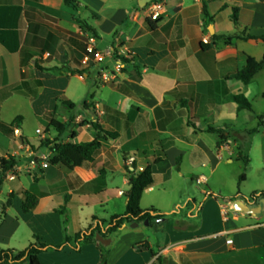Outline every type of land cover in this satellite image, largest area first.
<instances>
[{"label":"crops","instance_id":"1","mask_svg":"<svg viewBox=\"0 0 264 264\" xmlns=\"http://www.w3.org/2000/svg\"><path fill=\"white\" fill-rule=\"evenodd\" d=\"M75 1L76 9L64 0H0V157L10 154L19 160L0 190L2 248L24 250L36 241L35 233L47 244L62 245L67 237L93 225L94 218L107 220L123 214L131 157L137 168L153 164L154 185L144 191L142 209H148L142 204L145 194L155 189L166 192L175 181L174 174L164 168L166 163L178 170L184 162L206 167L212 149L233 154L232 144L244 142L247 148L261 151L264 172V109L257 111L253 105V99L264 100V69L248 85L227 78L245 66L247 56L260 60L264 41L236 38L229 45H213L212 38L237 32L230 18L234 7L239 8L241 29L264 35V0H162L156 30L146 23V8L152 0L145 7L140 6L141 0ZM204 1L212 23L205 20ZM75 15L96 33L83 31ZM90 37L95 38L99 52L111 49L113 55L99 61L91 54L89 63L82 64ZM97 43L103 44L102 50ZM119 63L121 71L117 70ZM103 75H113V79L105 82ZM89 83L92 91L87 88ZM16 84L7 97V88ZM47 93H59L74 104L73 108L64 104L69 111L62 120L52 115ZM240 93L251 102V110L240 109L231 99ZM35 95L42 100V108L34 107ZM15 97L29 100L35 115L49 114L46 126L35 129L36 134L41 129L45 137L38 134L34 146L25 134L23 116L4 117L8 103L23 104L13 102ZM78 99L84 111L73 113ZM52 119L70 123L58 141L62 143L71 141L73 133V142L91 141L97 134L95 126L101 127L102 145L91 163L73 169L50 162L42 167L43 157L52 156L53 145L43 142L57 137L49 126ZM209 127L224 131L220 144L218 134L208 131ZM178 177L184 180V171ZM200 177L207 184V177ZM25 190L39 193L30 225L13 207L4 210L9 194L21 196ZM183 194L175 205L150 207L166 213L164 220L149 225L137 222V226L126 223L108 237L111 243L102 244L108 250L107 264H158V257L163 264H264V210L259 204L249 205L242 197L229 199L235 213L213 233L221 235L222 244L216 240L211 245L192 230L194 216L203 205L199 210L197 200ZM189 200L195 204H188ZM176 205L177 209H170ZM241 217L254 222L237 225ZM201 218L202 229L214 223L205 209ZM139 243L148 248H137ZM74 246L72 239L64 247H48L39 255L40 263L101 264L98 243L84 244L79 250Z\"/></svg>","mask_w":264,"mask_h":264},{"label":"trees","instance_id":"2","mask_svg":"<svg viewBox=\"0 0 264 264\" xmlns=\"http://www.w3.org/2000/svg\"><path fill=\"white\" fill-rule=\"evenodd\" d=\"M65 4L71 6L73 8H77V2L75 0H64ZM162 0H152V2H159ZM203 12L205 16V20L207 23H212L213 18L210 17L207 3L204 1L203 4ZM75 20L78 22L81 29L85 32H91L95 34V29L88 24V22L82 19L79 15H75ZM231 21L237 32L233 34H214L213 45L224 44L229 45L233 42L234 39L239 38L243 40H262L264 41V35L255 36L247 32L246 28L241 29V23L239 21V8L234 7L232 10V14L230 16ZM160 19L156 21L151 20L150 18L146 19V23L151 30H156L158 25L160 24ZM204 49V44H201ZM210 48L211 46L208 45ZM117 59L121 57L117 55ZM123 62H128V60L121 58ZM36 68H39L38 62H36ZM264 69V56L258 60L252 56H247L245 66L236 72L227 75V78H235L237 80L242 81L245 85L251 83L254 76L260 71ZM18 84L7 88V97L11 95ZM5 92V91H4ZM231 99L235 101L240 109L251 110L252 104L248 100L245 94L240 93L236 95H232ZM64 104L73 108L74 104L69 101H64ZM16 123L19 120L15 121ZM70 123H62L56 119H52L49 122V126L53 127L57 132V137L54 141L50 139H46L43 143L44 145L51 146L52 156L49 159V162L53 165H64L69 169H73L74 167H83L88 165L94 160L95 154L101 148L102 138L100 132L103 130L99 126H95L97 130L96 137L87 142H73L72 140L76 137L75 134H72V140L62 143L58 142L62 135L67 131ZM208 131L217 133L219 136L220 144L224 139V131L219 128L209 127ZM108 135L113 136L114 133L106 132ZM219 146V145H218ZM240 159L244 161V172L247 170L248 165L250 163V159L248 156L239 155ZM19 160L15 159L14 156L8 154L5 157H0V190L3 187L5 179L9 172H13L18 166ZM157 163V162H154ZM153 164H147L142 171L137 169V165L134 163L132 166L126 167L128 177H129V189L125 192L126 197V210L123 214H115L112 215L109 219H99L94 218L95 223L90 225L88 228L81 230L73 237H67L66 243L62 245H51L47 244L39 237L38 234H34L36 241L31 243L24 250L10 249V248H2L0 247V264H19L23 261H28V264H41L39 255L44 252L48 247L53 248H61L71 243V240L74 239L76 246L75 249L79 250L80 246L92 242H96L99 244L101 250L102 261L101 264H107V254L108 250L96 239V235L99 233L104 238L110 237L114 232L121 229L126 223L132 222H144L146 219L149 220L150 224H153L157 219L164 218L167 216L166 213L160 212L155 208L142 209L141 208V199L143 193L148 188L154 185V173H153ZM38 174V173H35ZM245 174H241L240 181H245ZM38 179L35 177V182ZM240 194V193H238ZM208 196H212L209 194ZM39 198V193L34 190H25L22 192V195L11 193L9 194L6 202L4 203V210L7 207H13L18 216L24 221L28 222L30 216H32L33 209L36 207ZM264 199V190L256 191L245 197V201L249 205L259 204L261 205V200ZM188 204L192 206L195 204V200H189ZM203 203L199 204V210L202 207ZM61 211V210H60ZM59 211V212H60ZM135 246L139 249L148 248L146 243L135 244ZM158 264H163V261L160 257L157 258Z\"/></svg>","mask_w":264,"mask_h":264},{"label":"rangeland","instance_id":"3","mask_svg":"<svg viewBox=\"0 0 264 264\" xmlns=\"http://www.w3.org/2000/svg\"><path fill=\"white\" fill-rule=\"evenodd\" d=\"M146 9L148 10V6ZM97 45L98 49L102 50L103 44L97 43ZM87 88L88 90L93 89V87L90 86V83ZM46 95L49 96L47 102L48 106H50L52 109V115H54L57 119L62 120V116L65 115L67 111H69V109L64 105L66 98L62 97L59 93H47ZM13 102H21L23 104H18V106L15 107L13 106L14 104L12 101L8 103L4 108L6 111L4 117L10 119L15 114L23 116L25 119V134L28 136L30 144L32 146L36 145L39 135L35 133V129L37 127L44 128L46 126L49 114L35 115L31 106L29 105V100L25 98L15 97ZM75 103L76 107L74 108L73 113L84 111L81 100L78 99L75 101ZM33 104L37 109L44 106L42 100H40L38 96L33 99ZM253 105L257 111L263 110L264 100L259 98L253 99ZM245 112L247 114H252L249 111ZM48 128L49 127H47V129ZM7 142L12 144L10 140H7ZM245 145L246 143L244 142L240 143L239 145L232 144L231 152L233 154H230L225 149L221 151L218 149H212L214 152L211 155L210 162H207L206 167H202L201 163L194 167L184 162L182 167L179 168L180 170H178L174 167L170 168L169 163H166L164 168L168 169V171L174 174L173 176L175 181H172L169 184V190L166 192L155 189L153 192H148L145 194L142 204L146 208H150L152 205H164L167 207V205H175L173 203L183 197V193H187L190 195V197L196 199L198 204L203 203L202 210L205 209L206 212H209L214 222L211 223V226L208 225L206 228L202 229L201 223L198 220L202 219L201 210L196 216H194V221H196V224L192 230L195 233H198L196 235L203 237L206 244L212 245L214 244L212 242H215L216 240L218 243L222 244L221 235L213 236V233L217 231L216 229L221 226L220 224L222 222L226 220H232L233 214L235 212L229 208V204L227 203L228 200L236 197L245 198L253 192L264 190V172L261 170L263 165L261 151L257 148H247ZM240 153H242L243 156H248L250 159V164L245 172L244 161L238 157ZM219 155L222 156L221 159L219 158ZM46 161L49 162V158L48 160L46 159ZM180 171H184L185 173L184 180L178 177V174L181 173ZM243 173L245 174L246 178L244 182H241L240 176ZM202 175L207 177V184L196 183V178ZM172 187H174V191H172ZM209 194H212V196H208ZM123 200H125V197ZM184 201L185 200H183V202H178V205H183ZM178 205L173 207L170 206L172 207L170 209H177L179 207ZM260 206L264 210V205L261 204ZM262 216L264 220V211H262ZM215 222L218 223V226H215ZM253 222L254 221L246 219L245 217H241L240 220L235 223H237V225H243L245 223ZM134 223L137 222H133L132 224ZM141 224L147 225L145 224V221L141 222ZM230 237H233V235Z\"/></svg>","mask_w":264,"mask_h":264},{"label":"built area","instance_id":"4","mask_svg":"<svg viewBox=\"0 0 264 264\" xmlns=\"http://www.w3.org/2000/svg\"><path fill=\"white\" fill-rule=\"evenodd\" d=\"M162 12H163V3L162 2H151L149 5H148V18H150L151 20L153 21H156L158 20L161 15H162ZM91 54H95L96 58L99 60V61H102L105 57L107 56H112L113 55V51L111 49H109L108 51L106 52H99L96 48V40L94 37H90L88 39V42H87V54L86 56L83 58L82 60V64L86 65L89 63L90 59H89V55ZM117 70L118 71H121L122 70V65L119 63L118 64V67H117ZM81 76H83L81 74ZM103 79L105 82H108L110 81L111 79H113V75H103ZM17 134L19 133V130H16L15 131ZM37 134H39L42 138L45 137V133L41 130V129H37L36 130ZM220 158L222 157L221 155L219 156ZM46 159L48 160V157L44 156L43 157V163H42V167L43 168H47V166L49 165V162L46 161ZM134 158L131 157L127 160V165L128 166H132L133 163H134ZM33 164H35V162H33ZM139 171H142L143 168L140 167V168H137ZM196 183L197 184H206V178L204 177H199L196 179ZM233 209V207H231ZM232 241L230 239L227 240V243L230 244Z\"/></svg>","mask_w":264,"mask_h":264},{"label":"water","instance_id":"5","mask_svg":"<svg viewBox=\"0 0 264 264\" xmlns=\"http://www.w3.org/2000/svg\"><path fill=\"white\" fill-rule=\"evenodd\" d=\"M151 0H141L139 2L141 7H145ZM262 204L264 205V199L261 200ZM164 220V218L158 219L157 222ZM145 224L149 225V220H145ZM133 225L137 226L138 223H134ZM96 239L99 241V243L103 244L104 246H108L111 243V240L109 238H104L99 233L96 235Z\"/></svg>","mask_w":264,"mask_h":264}]
</instances>
